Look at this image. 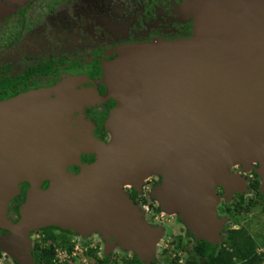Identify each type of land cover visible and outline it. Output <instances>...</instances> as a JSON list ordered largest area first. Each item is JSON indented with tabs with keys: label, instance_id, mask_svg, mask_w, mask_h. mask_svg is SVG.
Wrapping results in <instances>:
<instances>
[{
	"label": "water",
	"instance_id": "95a60500",
	"mask_svg": "<svg viewBox=\"0 0 264 264\" xmlns=\"http://www.w3.org/2000/svg\"><path fill=\"white\" fill-rule=\"evenodd\" d=\"M197 20L212 31L124 49L107 66L109 95L122 100L106 124L108 144L70 124L76 104L88 102L83 94L55 99L70 86L0 104V228L19 264H36L29 236L48 227L98 232L152 264L164 228L143 220L125 189L139 190L153 175L162 178L152 193L162 213L197 241H221L216 187L240 184L230 172L238 166L260 164L264 176V0H205ZM83 154L96 161L81 165ZM21 183L30 187L12 224L8 204Z\"/></svg>",
	"mask_w": 264,
	"mask_h": 264
},
{
	"label": "flooded vegetation",
	"instance_id": "af4514ba",
	"mask_svg": "<svg viewBox=\"0 0 264 264\" xmlns=\"http://www.w3.org/2000/svg\"><path fill=\"white\" fill-rule=\"evenodd\" d=\"M0 1V104L36 91L54 89L63 80L70 79L72 90L94 92L92 105L86 106L81 116L75 112L70 124L86 125V131L106 144L111 140L106 124L118 103L109 95L105 65L121 58L124 49L192 39L194 24L205 3V0ZM95 161V155H81V165ZM259 169L260 164H254L250 172L244 171V166L234 167L230 172L238 176L240 184L216 187L220 198L217 211L223 226L221 241L215 246L209 243L213 248L226 247L230 233L235 230H245L253 237L248 227L255 231L256 217L264 218V176L258 173ZM68 171L79 174L81 167L70 166ZM161 183L162 178L153 175L139 190L126 187L125 191L143 213V220L152 226L169 228L164 213L156 206L158 201L152 198ZM48 186L49 183L44 182L42 188ZM29 187L28 183H21L19 193L8 204L7 215L12 224H17L21 218L20 208ZM171 217H175L172 218L174 226L179 230L174 239V249L178 251L175 256L195 258L190 250L204 240L197 241L178 217ZM263 220L261 227H264ZM89 232L77 233L58 227L37 230L29 236L31 255L37 264L36 244L47 234L58 238V242H70L73 248L83 243L91 245V239L96 243L99 238L108 254L113 248L124 250L113 238L106 242L100 233ZM9 235L10 232L0 228L1 258H12L3 249L10 244ZM181 244L183 246L178 248ZM258 252L264 254V245L259 246ZM13 262L19 264L14 259ZM182 263L179 259L178 264Z\"/></svg>",
	"mask_w": 264,
	"mask_h": 264
},
{
	"label": "rangeland",
	"instance_id": "374dc122",
	"mask_svg": "<svg viewBox=\"0 0 264 264\" xmlns=\"http://www.w3.org/2000/svg\"><path fill=\"white\" fill-rule=\"evenodd\" d=\"M200 25H202V24L200 23L199 20H197L195 22V24H194V27H195L194 34L195 35H196L197 32L201 31L202 29H204V31H206V33H210V31H212L211 28H207V27H205L203 25L202 26H200ZM181 41H184V40H181ZM135 54H136L135 51L134 52H126L124 54V56H126V57L134 56ZM107 66H109V65H105V75H104L105 78L107 76L106 75L107 74V68H108ZM119 79H122V78L120 77ZM133 80H134V78L132 77L130 82H132ZM62 82L63 83L59 84L58 87H68V86L71 85V80L70 79L69 80L65 79ZM93 93L94 92L91 89L84 90V91H81V92L75 91V90H71V91H68V92H66L64 94H61V95L55 97V99H58V100L65 99V100H68V101H72L73 99H76L81 94H83L84 97H87L88 102L84 103V104H81V102L77 103L76 104L77 107H76V110H75L76 113L81 116L82 113H83V110L85 109V107L88 106V105L89 106L92 105V98H94ZM133 98L136 101L137 95H136V97L134 96ZM114 100L117 101L118 106L112 110V113H111V114H113L112 116H114V112H117L118 110H120V108H122V106H121V101L122 100H120L119 98H114ZM74 116H76L75 113H73L70 118L74 119L75 118ZM109 119L107 121V124L110 123ZM81 122L85 123V120L81 119ZM30 145L31 144H30L29 140L25 144H22V146L24 148L27 147V146L30 147ZM157 205L158 204H156V206ZM260 216H257L256 220L254 222L256 224V228L254 227L255 231H253L251 226L248 227V228H249V231L251 232V234L253 235L254 238H256L259 242H263L264 241V237H263V229H264V227H261L259 224H263L261 221L264 218H261ZM172 218H175V217H171V216L165 215L164 219L168 220V222L166 224L168 225L169 228L164 226V228L167 231L164 229L165 234H164V236L162 237V239L159 241V243L157 245L155 258H154V261H152V264H154V263L155 264H172V261H174V259L177 258V257L179 259L183 260L182 264H186V260H187L186 256H182V257L175 256V255L178 254V251H176V249H174V246H175L174 239H175V233L179 232V230H178L177 226L176 227L174 226V220ZM258 226H260V228H258ZM90 242L93 243V244H91V245H89V243L88 244H84L83 243L82 245L79 244V249L83 250V252H79V254H77V257H73V258L70 259L69 257L63 256L62 258H63L64 262L62 264H101L100 261H102V260L106 261L105 264H124L125 258L130 259L134 255L136 256V254L134 252H132V251H124V250H119V249L115 250V248H113V250L109 252V254H110L109 255L108 252L106 251V247H105L104 242L102 240L100 241L99 238H97V240L95 241L96 243H94L93 239H91ZM66 246H67V248L68 247H72L73 248V245L70 242H67ZM84 248L93 249V251H95V254L91 255V256H88V252L85 251ZM4 253L9 255V253L7 251H4ZM0 264H15V263L13 262V258H10V257L4 258V257H2L0 259ZM141 264H143V263L141 262ZM146 264H148V263H146Z\"/></svg>",
	"mask_w": 264,
	"mask_h": 264
},
{
	"label": "trees",
	"instance_id": "16d2710c",
	"mask_svg": "<svg viewBox=\"0 0 264 264\" xmlns=\"http://www.w3.org/2000/svg\"><path fill=\"white\" fill-rule=\"evenodd\" d=\"M262 210L264 212V207ZM67 242L64 240L58 242V238L47 234L41 242L36 244L35 258L37 264H58V250H66L69 254L73 252L74 248H67ZM227 243L226 247L216 248L205 241L196 244L194 249L190 250L191 253L195 254V258L189 257L186 264H264V254L258 252L259 246L264 245V241L258 243L247 231H232ZM182 246L181 244L178 248ZM94 254L93 249L88 251V256ZM178 261L179 258L177 257L172 261V264H178ZM100 262L101 264L106 263L103 260ZM124 264H141V262L134 255L130 259L125 258Z\"/></svg>",
	"mask_w": 264,
	"mask_h": 264
},
{
	"label": "built area",
	"instance_id": "2783aa9c",
	"mask_svg": "<svg viewBox=\"0 0 264 264\" xmlns=\"http://www.w3.org/2000/svg\"><path fill=\"white\" fill-rule=\"evenodd\" d=\"M92 247V246H91ZM89 249L91 248H84L85 251H89ZM58 259H57V262L58 264H62L64 262L63 260V256L65 257H69L70 259L73 258V257H77V254H79V252H83V250H80L79 249V245H76L73 249V252L71 254L68 253V251L66 250H58ZM66 261V260H65Z\"/></svg>",
	"mask_w": 264,
	"mask_h": 264
}]
</instances>
